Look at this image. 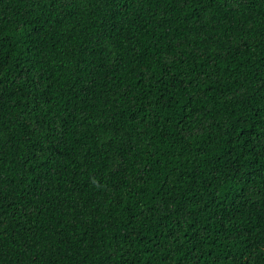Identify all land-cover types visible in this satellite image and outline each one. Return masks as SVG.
<instances>
[{"label":"trees","instance_id":"obj_1","mask_svg":"<svg viewBox=\"0 0 264 264\" xmlns=\"http://www.w3.org/2000/svg\"><path fill=\"white\" fill-rule=\"evenodd\" d=\"M0 264H264V0H0Z\"/></svg>","mask_w":264,"mask_h":264}]
</instances>
